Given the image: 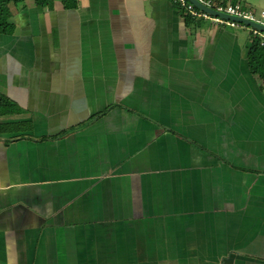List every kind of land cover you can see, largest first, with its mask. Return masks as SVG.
<instances>
[{
  "label": "crops",
  "instance_id": "crops-1",
  "mask_svg": "<svg viewBox=\"0 0 264 264\" xmlns=\"http://www.w3.org/2000/svg\"><path fill=\"white\" fill-rule=\"evenodd\" d=\"M8 10L0 264H264L249 27L193 20L174 0Z\"/></svg>",
  "mask_w": 264,
  "mask_h": 264
},
{
  "label": "built area",
  "instance_id": "built-area-1",
  "mask_svg": "<svg viewBox=\"0 0 264 264\" xmlns=\"http://www.w3.org/2000/svg\"><path fill=\"white\" fill-rule=\"evenodd\" d=\"M196 1H198L205 7L214 10L217 14L212 15L208 13L205 9H201L197 7L190 0H174V2L180 5L193 20L210 21L215 25L225 26L230 28H236L240 26L249 27L251 29L253 37L258 38L262 42H264V32L252 28L250 26H247L243 23H239L237 21L228 19V18L243 19L264 26V11L260 12L259 14H256L253 11L245 10L241 5L214 6L213 3L209 0H196Z\"/></svg>",
  "mask_w": 264,
  "mask_h": 264
},
{
  "label": "trees",
  "instance_id": "trees-1",
  "mask_svg": "<svg viewBox=\"0 0 264 264\" xmlns=\"http://www.w3.org/2000/svg\"><path fill=\"white\" fill-rule=\"evenodd\" d=\"M21 0H0V33H7L9 28L8 5L11 2L19 3ZM49 0H37L38 6L44 7ZM248 64L253 75L258 76L264 81V42L254 38L253 45L248 55Z\"/></svg>",
  "mask_w": 264,
  "mask_h": 264
},
{
  "label": "water",
  "instance_id": "water-1",
  "mask_svg": "<svg viewBox=\"0 0 264 264\" xmlns=\"http://www.w3.org/2000/svg\"><path fill=\"white\" fill-rule=\"evenodd\" d=\"M190 1L193 2L197 7L201 8V9H205L208 13H210L212 15H216L217 14L214 10H212V9H210L208 7H205L204 5H202L201 3H199L196 0H190ZM225 18H228V17H225ZM228 19L229 20H233V21H237L239 23H243V24H245L247 26H250L252 28H255V29L259 30V31L264 32V26H262V25H258L256 23H253V22H250V21H247V20H243V19H236V18H228Z\"/></svg>",
  "mask_w": 264,
  "mask_h": 264
}]
</instances>
